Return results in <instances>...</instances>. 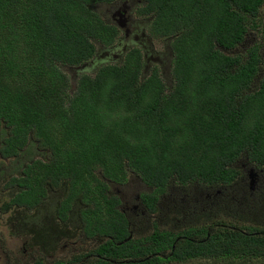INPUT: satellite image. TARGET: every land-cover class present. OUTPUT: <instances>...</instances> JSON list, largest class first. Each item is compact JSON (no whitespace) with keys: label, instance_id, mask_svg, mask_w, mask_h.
I'll return each mask as SVG.
<instances>
[{"label":"trees","instance_id":"trees-1","mask_svg":"<svg viewBox=\"0 0 264 264\" xmlns=\"http://www.w3.org/2000/svg\"><path fill=\"white\" fill-rule=\"evenodd\" d=\"M118 1L0 0V218L47 256L80 238L109 259L85 264L264 261V226L242 211L243 194L225 192L247 186L240 161L264 169V51L245 43L264 0H145L139 14L166 54L116 44L123 31L100 9ZM130 173L149 188L143 212L190 186L210 201L192 203L213 209L137 237L114 190Z\"/></svg>","mask_w":264,"mask_h":264},{"label":"rangeland","instance_id":"rangeland-1","mask_svg":"<svg viewBox=\"0 0 264 264\" xmlns=\"http://www.w3.org/2000/svg\"><path fill=\"white\" fill-rule=\"evenodd\" d=\"M141 6V5H140ZM139 6V7H140ZM114 5H109L107 7L101 6L100 12L104 15L105 20L110 19V14L113 15L111 12L113 11L111 8ZM129 7V6H128ZM146 20L137 17L135 20L130 19L129 29L131 32L127 34L125 29L123 33L120 34V37L116 44L122 43L125 44L126 42L133 41L136 43L138 40H144L152 49H156L161 54H166L163 52V46L165 43H162V38L160 40H154V38L149 37L148 27L144 26ZM118 25V22H115ZM260 23L261 20H260ZM134 27H140L138 34L134 32ZM258 40H254V36L249 34L246 45L248 48L253 47L254 45H259L264 51V34L257 36ZM248 42V43H247ZM132 47L133 44H128V47ZM167 47L168 44L166 45ZM101 47V44H97V50ZM122 50L114 51L111 54H120ZM169 54V51H168ZM171 54H169L170 56ZM161 56L160 54H156L155 57H150L152 60L156 57ZM168 57V56H167ZM171 65L170 61H167L166 68L164 70L165 73L168 72V67ZM91 67V63H87L82 69L89 71ZM65 72L68 75H71V83L72 89H75L76 78L79 75L75 69H65ZM241 169L244 170L246 168L245 163L243 160L240 161ZM251 169L250 166L247 167V171ZM127 182L123 186H116L115 193L116 195L121 197V200L129 207V218L132 224H135L137 227V237L146 236L152 230L151 222L153 217H156L160 222V227L164 229H171L177 230L180 228H185V226L197 225L199 223L198 213L202 207L206 208L207 210L213 209V206H210L208 203L209 195L205 194L202 195L200 187L197 188L190 186L187 188H173L172 190L168 191V194L161 199L158 204L157 214H150L149 212H143V208L140 207V193H149V188L141 182L139 178L133 173H130L127 177ZM251 178H249V174L246 180L247 186L243 190V186L238 183V187L232 189H226V193L232 194L233 192H239L241 195H237L238 198L243 204L241 207L242 211H246L251 218H255V224H259L264 226V176H260L257 178L255 177V190L249 187L251 183ZM217 196L210 198V200L222 199L219 201V207L223 208V206L227 203L225 200L224 193L217 192ZM201 198V200L206 199L208 203H204L202 205L192 203L193 200H197V198ZM223 197V198H222ZM226 202V203H225ZM207 204L209 206H207ZM239 204V203H238ZM197 213V214H196ZM140 214V215H139ZM206 218V217H204ZM200 219H202L200 217ZM158 223V222H157ZM245 225H252L251 221L244 222ZM84 239H73L68 242H64V244L58 249V251L51 257L47 256L46 254L39 253V249H31L28 250V254L24 255L22 252V248L24 246L23 240L19 238H13L10 235V230L5 225L4 219L0 218V264H32L37 259H45L48 264H52L58 260L61 261H70L72 260L75 255L79 253L82 248H85V252L89 253L92 247L94 246L92 241L87 242L85 245ZM31 243V242H30ZM28 245L29 243L26 242ZM94 249V248H93ZM92 249V250H93ZM91 250V251H92ZM188 264H199L198 262L188 263ZM257 264H264V261L257 263Z\"/></svg>","mask_w":264,"mask_h":264},{"label":"flooded vegetation","instance_id":"flooded-vegetation-1","mask_svg":"<svg viewBox=\"0 0 264 264\" xmlns=\"http://www.w3.org/2000/svg\"><path fill=\"white\" fill-rule=\"evenodd\" d=\"M118 1V0H117ZM114 5V7H112L114 10L111 12L113 15H111L110 14V17H111V21H113V23H115V22H118L119 20H121V19H126V20H128V22H127V25H128V27L129 26H131L130 25V19H131V21L132 20H135V18H137V17H140V18H144V15H142V17L140 16V14H139V12H140V10H141V8L142 7H144V5H145V0H119L118 2H116V3H114L113 4ZM141 5V6H140ZM129 6V7H128ZM140 6V7H139ZM261 15H262V17H263V19H264V5L261 7ZM147 20V19H146ZM263 24H264V21H263V23H260V21L258 20V26L260 27L259 29H258V31H256V32H254V31H252V30H248L247 31V34H246V39L248 38V36H249V34L251 35V36H254V40L256 39V40H258L257 39V36H260V35H263L264 34V27H263ZM117 25V24H116ZM245 165H246V168L244 167V170H242L243 171V173H245V175H244V177L245 178H247L248 177V174L251 172V171H253L254 172V174H255V177H259V175L260 176H264V169H262V170H259V169H257V168H254V167H252V165H249L248 163H245ZM248 166H250L251 167V169H249L248 171H247V167ZM255 182V181H254ZM249 187H251V189H254L255 190V185H249ZM257 188V187H256ZM125 208H124V206H122V210H124ZM151 214V213H150ZM153 214H157V212L156 213H153ZM152 221L153 222H151V226H152V223H157L158 224V226L160 227V221L156 218V217H153L152 218ZM161 229H164V228H162V227H160ZM137 227H134V233L137 231ZM167 230H169V229H167ZM150 232H152V230L150 231ZM11 237H13V236H11ZM13 238H16V237H13ZM19 239H21V238H19ZM21 240H23V242H24V246H23V248H22V252H23V254L24 255H27L28 254V250H31L32 248H30L27 244H26V242H28V241H25L24 239H21ZM85 241H86V239H84ZM86 242H89V241H86ZM29 243V242H28ZM93 251V250H92ZM90 252H91V250H90ZM89 252V253H90ZM40 253V252H39ZM88 253V254H89ZM42 254V253H41ZM161 256H163V255H161ZM50 257V256H49ZM96 258H97V260H106V261H108L109 259L108 258H106V257H104V256H100V255H97V256H95V254H89V256H86L85 258H84V260H83V264H85V261H87V260H94V262H96ZM37 260H41V259H37ZM37 260L35 261V262H37ZM43 260V262L44 263H47L48 264V262L47 261H45V259H42ZM35 262H33L32 264H34ZM112 262H114V263H117V261H116V259L115 260H113V257H112ZM193 262H198L199 264H216V262L215 261H213V260H207V259H201V260H195V261H190V262H187V263H176V262H173V263H170V264H188V263H193ZM229 264H244V263H242V262H240V261H238V262H233V263H229Z\"/></svg>","mask_w":264,"mask_h":264},{"label":"water","instance_id":"water-1","mask_svg":"<svg viewBox=\"0 0 264 264\" xmlns=\"http://www.w3.org/2000/svg\"><path fill=\"white\" fill-rule=\"evenodd\" d=\"M127 22H128V20H126V19H121V20H119V21H118V27H119L121 30H123V31H124V29H125V32H127V34H129V33L131 32V30L129 29V27H128V25H127ZM249 178L252 179L250 185H254L256 182H254V181H255V174H254L253 171H251V172L249 173Z\"/></svg>","mask_w":264,"mask_h":264}]
</instances>
